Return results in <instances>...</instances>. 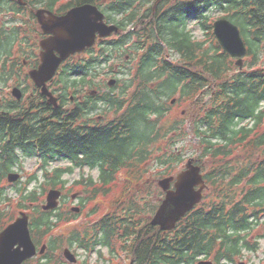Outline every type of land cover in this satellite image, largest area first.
Here are the masks:
<instances>
[{"label": "trees", "instance_id": "1", "mask_svg": "<svg viewBox=\"0 0 264 264\" xmlns=\"http://www.w3.org/2000/svg\"><path fill=\"white\" fill-rule=\"evenodd\" d=\"M61 1L65 0H43L57 6L61 14L74 6L96 5L106 12L109 22L123 23L125 30H131L121 44L117 40L106 43L98 59L92 55L72 64L74 73H84L82 82L88 77L87 83L93 85L94 73L103 64L114 73L116 60L123 58L120 47L133 35L137 38L132 46L134 57L139 58L136 66L140 76L119 81L123 85L118 93L116 85L104 94L105 110L113 118L99 125L83 113L63 110L62 105L50 110L45 107V116L37 124L18 121L30 119L18 102L12 105L11 116L0 112V120L11 122L0 125V180L18 165L19 151L24 157L40 155L44 177L52 185L75 168L98 170L102 187L92 192V200L114 197L113 210L65 237L66 244L72 245L75 240L88 252H98L102 234H137L138 264H198L202 257L214 264H241L237 261L244 259L245 253L258 252L264 239L253 238L255 230L264 224V68L251 69L258 68L264 53V0ZM215 10L223 11L221 18L240 28L252 57L246 72H234L233 60L215 40L210 16ZM190 21H195L203 38L209 39L208 46L196 38ZM136 25L140 27L138 32L132 31ZM165 51L175 58L172 62L165 59ZM197 68L204 76L192 72ZM73 75L60 80L65 88L84 86ZM202 89L208 97L204 105L198 97ZM178 95L177 103L192 101L188 112L190 134L200 140L201 157L211 159L213 167L205 171L210 187L205 202L176 230L164 234L149 220L164 197L155 182L181 169L183 157L177 147L190 135L181 119L185 115L167 120ZM59 161L70 162L71 166L52 169V163ZM150 169L157 177L154 184L144 183ZM120 176L125 181V189H120L125 192L124 198L116 195L118 190L114 188L121 184ZM81 178L88 187L97 183L91 177ZM143 184L148 186L143 188ZM6 192L0 189V232L15 217L4 209L14 205ZM44 193L37 189L15 191L19 196L16 208L30 215L31 231L38 244L54 234L62 220L60 214L52 217L54 212L41 209ZM136 196H140V202ZM56 243H48L50 252L56 249Z\"/></svg>", "mask_w": 264, "mask_h": 264}, {"label": "flooded vegetation", "instance_id": "2", "mask_svg": "<svg viewBox=\"0 0 264 264\" xmlns=\"http://www.w3.org/2000/svg\"><path fill=\"white\" fill-rule=\"evenodd\" d=\"M38 11H51L58 14L59 9L55 5L50 6L45 4L43 0H0V112L3 111L8 117L12 115V105H15V103L18 102L13 98V91L15 89H19L23 95V100L20 103L18 102V104L27 111V114L29 115L28 117H30V119L26 118V121L19 119L18 121L22 123L35 122L37 124L45 116L43 109L45 107H47V110L53 108V106L48 103V98L43 95L42 90L37 87L30 77V73L38 70L40 67L42 53L41 43L49 37V35L44 34L38 23ZM121 17L124 20L126 18L123 14H121ZM117 26L120 29V33L118 35L119 37H117L120 42L124 40L123 37L128 35L131 30H125L124 28H126V25L123 23ZM138 29L139 26L136 25L132 31L138 32ZM112 39L113 38H111V40ZM136 41L137 38L133 35L132 39L127 43L129 47H127L128 49L124 54V61L126 64H122V67L127 70L122 73L126 75L128 79L140 76L137 71L138 66L127 67V64H130L133 61L135 62L134 64L138 65L139 63V58L134 57L135 54L133 48L135 46H132ZM199 41L200 43L205 42L206 46L210 43L207 38L200 39ZM89 53L91 52L77 54L63 63L56 77L49 81L47 86L50 92L57 98L60 106H63V110L69 112L78 111L80 114H85V118L88 117L89 120H92L91 117H94L96 111H100L103 107L105 108V101H103V97L105 92L108 91V80L106 78L102 79V73L96 70L94 73L95 79L93 80L92 85L87 83V81H90L88 77H86V82H82L84 77L83 72L78 74L72 71V64L81 61L83 58L81 59L80 57H83L84 55L88 57ZM95 53H97V50ZM165 54L166 58L169 59V53L165 51ZM185 71L191 73V71H188L187 68ZM192 72L197 73L199 77L204 76V72L201 68H197V70H193ZM72 74H74V80H76L78 84L84 83V86L78 85L77 87L69 86L65 88V82H61L60 80L65 77L69 78L70 75L72 77ZM102 87L106 88V91H103ZM121 89L122 87H118V90ZM204 96V89H202L200 90L198 97L203 99ZM199 108H202V105ZM103 118V115H100L93 123L100 124L102 123ZM2 124L10 125L11 122L5 118L0 120V125ZM31 159L39 161L37 169L40 168L41 171L43 170L44 172L43 163L39 157L35 156ZM62 164L71 166V163L66 161L54 162L52 163V166L65 167L62 166ZM75 170L82 171L79 168H75L74 171ZM73 173L68 175H72ZM65 176L66 175H64V177ZM94 181L97 182L98 180L94 179ZM39 183L40 182L36 180L35 182L28 184V187L24 186L21 189H30L31 185H38ZM60 183H62L64 187H60L58 189H60L64 194L66 182L63 180V182L61 181ZM96 184L97 183H95V185ZM46 185L51 186L50 184ZM74 185L77 188H82L81 185L85 184L82 182H75ZM85 187L88 186L85 185ZM13 188L19 189L15 184L13 185ZM73 196L74 194L71 195V200L73 203L77 204L81 212H74L73 207H71L70 212H65L68 214L67 219L70 221H73L74 218L81 214L85 209L82 196L76 195L75 198ZM105 235H107L106 240H104ZM102 236L103 241L100 245V264H138L136 260L137 234H102ZM69 249L79 260L77 264H81L79 255L80 253H85V250L79 248L78 243L75 240ZM36 260H39V264H52L50 262L53 261L54 264H72L67 262L65 258H62L59 262H57L55 256L50 257L45 254L38 255Z\"/></svg>", "mask_w": 264, "mask_h": 264}, {"label": "water", "instance_id": "3", "mask_svg": "<svg viewBox=\"0 0 264 264\" xmlns=\"http://www.w3.org/2000/svg\"><path fill=\"white\" fill-rule=\"evenodd\" d=\"M37 17L43 32L50 36L41 43V64L38 70L30 73V77L49 98V103L57 108V99L49 92L47 82L55 77L59 67L71 56L93 48L98 39L103 40L118 34L119 28L107 24L105 13L93 4L75 7L62 16L50 11H38ZM213 28L222 49L231 57L237 58L236 65L243 68V58L247 55L248 48L240 28L228 19L217 20ZM115 83L112 80L109 85L113 86ZM13 95L18 100L22 98L19 89H15ZM18 179L17 174L9 175L10 183ZM159 187L165 192V199L155 213L151 225L159 227L163 232L175 230L177 224L202 202L204 190L207 188L201 167L195 159H190L185 170L176 178L160 180ZM61 195L60 191H50L43 210H55ZM44 252L45 247L40 253ZM36 255L37 247L31 237L30 218L26 213H21L13 224L0 233V264H23ZM65 257L76 262L69 250L65 251ZM199 264L213 263L201 261Z\"/></svg>", "mask_w": 264, "mask_h": 264}, {"label": "rangeland", "instance_id": "4", "mask_svg": "<svg viewBox=\"0 0 264 264\" xmlns=\"http://www.w3.org/2000/svg\"><path fill=\"white\" fill-rule=\"evenodd\" d=\"M67 1L69 0H65L63 1L62 3H66ZM225 13L223 11H214L211 13V19L213 20V22L217 19H219L220 17L224 16ZM189 28L194 32V35L196 36V38L198 39H203L204 37V34L200 33L198 31V28H197V24L194 22V21H190L189 22ZM207 35V34H206ZM86 56L84 55L83 57H80L81 59L82 58H85ZM231 58V57H229ZM175 59V58H173ZM125 60V59H124ZM246 61L251 62L252 59L251 58H247ZM260 64L263 65L264 67V53H262L261 55V60H260ZM134 61L131 62L130 64H127V67L129 66H134ZM122 64H126V63H122L120 61H117V63L115 64V67H114V71L116 72H120V74L116 75L115 73H109L108 71V68L109 66L107 67H104L103 68V72L102 73H107L108 76H102V79L103 78H106L108 81L109 80H112L114 79L115 81L118 80V81H122V80H125V81H128V78L126 75H124L122 72L126 71L127 69H124L122 67ZM123 85L122 82L119 83L118 87H121ZM118 87L116 88V92L118 93L119 90H118ZM103 91H106V88L102 87ZM179 98V95L176 96L174 98V100H178ZM203 102H200L202 103V105H204L207 101H208V97H204L203 99ZM191 102L190 100H187L186 102L184 103H177L175 102L174 104H172V111L169 115V117L167 118L168 119H171V118H176V117H179V115L183 114L185 115L183 118H181L183 121H184V125L186 127V132H188V134L191 133V121H190V118H189V115H188V112H189V109L191 107ZM96 114L94 115V117H91L93 122L96 121L97 117L100 116V115H103V120H102V123H106L107 120H110V118L112 119L113 117H110L112 116L111 113H109L108 111H105V108L103 107L100 111H96L95 112ZM187 114V115H186ZM182 115V116H183ZM110 117V118H109ZM94 118V119H93ZM200 146V141L197 137H195L193 134H190L189 136H187V138L185 139L183 145H179L177 147V150L181 151V155L183 157V164H181L180 166H183L182 168H184L186 162L190 159V158H198L197 155H196V150L198 149V147ZM198 154H200V150L198 149ZM201 162L203 163V169L204 171L208 172L210 169H212L213 166H211V159H203L201 160ZM39 164V161L35 160V159H27V160H22V163L21 165L18 167V168H15V170H18L16 171L17 173H19L21 175V184L18 185V188L19 190H23L21 189L22 187L25 186V183L31 179L33 177V174L36 172V169H37V165ZM59 165V164H57ZM62 166H67V164H62ZM155 169H158V167H156ZM152 170L151 173L148 174V176H145L146 180L144 181V183H148V184H154V180H156L155 178H157L155 175H154V169H150ZM161 170V169H160ZM177 170L174 172L176 173ZM43 170L41 171V169L36 173V176L39 177V184L36 186V185H31L30 186V190H32L33 188H37L38 192L41 193V191L45 190V193L50 190L52 187L49 186V185H46L45 183V180L43 179ZM97 175L98 173L96 171H89V170H85V171H79V170H75L74 173L72 175H66L63 180L66 182V186L64 188V194H65V197H64V200L61 202V205H60V210L63 211V212H70V208L73 207V206H77L76 203H73L72 200H71V195L72 194H75L77 193L76 195H79V196H82L83 200L85 201L86 199L89 198V200L86 202V205L87 208H86V211H82L83 212V216L82 218H78L76 220V223L77 224L75 227H67V225L63 224L61 225L60 229H58L57 231H55V234H59L61 237H63L64 235L68 234L71 230L73 229H81V228H86L88 227L90 224H92L94 221H96L99 217L101 216H104L105 214H108L109 212H111L113 210V201H114V197L113 199H109V198H106V195L105 197H101L98 199L95 198L96 200L93 201L92 200V192L95 190V189H99L101 188L102 186L100 184H96L94 187H85V189H82V188H77L74 183L77 182L78 180H80V177L82 176H86V177H92L94 178L95 180L97 179ZM5 180V179H3ZM119 182H121L120 185L114 187L116 188V191L117 194L116 195H119V196H122L124 198V195H125V192L123 191L125 188H122V183L125 182L124 181V178L123 177H119ZM156 185H158L157 181L155 182ZM6 184V189L7 192H6V196L8 198H12L14 199V205L13 207H6L4 209L6 210H10L11 213L13 214L14 219L19 215L20 213V210L16 208V201L17 199L19 198L18 195H15V190H11V185L8 184L7 182H5ZM148 184H143V188L145 186H148ZM2 185V181L0 183V186ZM115 185V184H113ZM59 186V187H58ZM151 186V185H149ZM57 188H60V187H64L62 183H59L57 186ZM123 189V190H120V189ZM150 188V187H149ZM76 190H81V191H76ZM153 191H154V188H153ZM152 191V192H153ZM115 192V193H116ZM131 196L134 195V193L130 192ZM115 195V196H116ZM129 196V197H131ZM141 196V195H140ZM140 196L139 198H137V196L135 197V199L140 202ZM100 197V196H99ZM155 199V197H153ZM154 199L152 201L151 204L154 203ZM42 201L44 202L45 201V194L44 196L42 197ZM101 201V202H100ZM2 202V201H1ZM98 203V205L95 207V204ZM142 205H144V203H142ZM85 210V209H84ZM96 210V211H94ZM254 235L255 237H253L254 239L257 238V236H264V225H261L259 227V229L255 230L254 232ZM80 262L81 264L83 262H85V264H98L96 262H98V256L96 254H85V253H80ZM53 257V255H52ZM55 257L56 259H58V255L55 254ZM241 261H243L244 264H262L264 263V239H262L260 241V249L258 250V252L256 253H245V256H244V259H242ZM240 259L237 261V263L241 262ZM52 264H54V261L53 262H50ZM29 264H39V260H32L31 262H29Z\"/></svg>", "mask_w": 264, "mask_h": 264}]
</instances>
